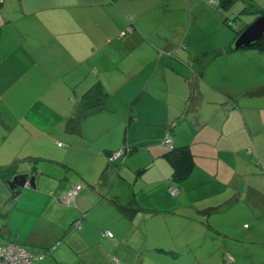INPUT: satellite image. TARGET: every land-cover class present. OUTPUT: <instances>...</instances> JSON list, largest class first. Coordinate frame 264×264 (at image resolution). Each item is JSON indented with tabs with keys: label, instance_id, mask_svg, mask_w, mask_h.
Here are the masks:
<instances>
[{
	"label": "crops",
	"instance_id": "0c3cea01",
	"mask_svg": "<svg viewBox=\"0 0 264 264\" xmlns=\"http://www.w3.org/2000/svg\"><path fill=\"white\" fill-rule=\"evenodd\" d=\"M108 2L124 4L119 0L0 2V128L13 130L8 125L12 118L22 124L20 133L11 138L0 133L2 243L17 242L34 253L45 252L38 261L35 258L37 264H223L227 251L233 264H263L250 262L253 258L247 260L235 247L264 246V81L260 72L252 74V59L262 58L264 51L232 50L234 35L225 33L220 46L205 52L200 63L191 65V70L181 68L188 76L173 73L181 77L179 86L166 76L167 69L174 70L168 62L162 65L163 74L152 73L140 81L144 71H157L146 67L154 60L139 56L135 68L126 64L125 69L117 48L108 60L128 78L123 84L116 78L112 85L119 87L114 89L105 78L98 80L109 93L103 105L86 111L81 121L71 110L64 124L61 120L55 124L56 113L49 116L50 111L40 110L45 106L44 87L62 82L65 89L63 79L71 70L79 75L88 66L108 69L102 46L140 40L127 34L120 40L102 37L103 7ZM142 2L155 12L170 13L177 6L186 13L188 8V0ZM200 9L212 13L216 24L221 14L217 9L210 5ZM188 11L192 20V9ZM170 33L152 37L150 48L160 45L175 54L167 60L181 59L187 33ZM247 74L251 83L233 85ZM66 80L68 90L74 80ZM131 82L135 87L143 84L139 100L144 102L128 107L127 95L133 89H123ZM185 83L188 90L179 97L178 88ZM146 87L155 95L145 97ZM123 92L128 93L124 102L109 104L113 95L117 100ZM101 111L113 122L127 124L124 144H110L113 135L93 122ZM146 129L154 130L155 136L149 137ZM167 136L174 147L187 146L194 157L189 176L180 182L172 179L165 156L168 148L162 140ZM124 147L129 148L124 156L108 160L112 151ZM65 154L79 157L81 167L66 161ZM19 172L34 175L35 187L20 188L10 198L6 181ZM76 183L85 186L62 209L60 196ZM76 220L80 228H72ZM38 230L40 240H32L30 235Z\"/></svg>",
	"mask_w": 264,
	"mask_h": 264
},
{
	"label": "rangeland",
	"instance_id": "374dc122",
	"mask_svg": "<svg viewBox=\"0 0 264 264\" xmlns=\"http://www.w3.org/2000/svg\"><path fill=\"white\" fill-rule=\"evenodd\" d=\"M119 1L120 2L124 1V4H120V3L118 4L120 8L118 7L116 2H108L103 7L104 14L102 13V24L105 25V28L102 27V37H105L106 35L108 36L112 35V38H118L120 40L121 36L127 34V36H131V37L135 36V38L140 39V40L122 42L121 44L116 42V43L110 44L109 47L107 46V48H106V45L102 46V54L104 55V65L108 67L106 71L101 70L99 67H96L94 65L90 66V68L88 66L87 69H85L83 73L79 75L74 73L71 70L70 73L64 76L65 79H63V81L65 82V89L62 86V82H56L54 86L44 87L43 93L41 94V98L45 106H43L40 110L50 111L48 112L49 116L56 113L59 116V120H57L55 124H57L58 121L60 120L64 124V119L70 114L71 110H72V115L75 118L78 117L79 120L81 121V118L83 117L84 112L86 113V111H89L88 109L86 110V107H83V106L84 104L87 105L88 102L91 101L92 99V97L84 99L83 94L87 90V88H89L90 86H92V89L98 92L102 85L101 82H98V80L102 79V77L108 81L109 88H112V89H114L115 86L119 87L117 84L115 86L112 85L114 82H116V78H118V81L119 82L121 81L122 84L126 82L128 78L126 77L125 79L126 73L122 72L120 69H116L115 67L116 65L114 64V62L108 60V54H110V51H114L117 48L121 49V52L123 54V60L119 64L122 63L125 69H127L126 64H132V67L135 68L136 65L140 63L137 60V57L139 56L143 57L147 55L148 59L154 60L153 65H149L148 62H146V67L148 68L153 67V69H156L157 71L154 72L151 70V71H148V73H145L144 71L143 74L139 76L140 81H144L145 76L146 75L148 76L152 73L163 74L162 65L165 64L166 62L171 63L172 64L171 68L174 70L170 71L167 69L168 73L171 76L170 75H166V76L168 78L175 80L177 82L176 85H178L181 77L177 75H173L174 72L175 73L180 72L182 74L184 72L185 76H188V73L184 69L183 70L181 69L182 67L185 66L187 69L191 70V65L194 64V66H196L197 63H200V61H202V59L204 58L205 52L211 53L213 52V49L216 48V46H220L221 41H223L225 38L224 37L225 33L227 34L228 37L232 36L233 38V35L235 37L236 32L237 30L240 29V27L242 26V23L244 22L250 23L254 19V16L255 17L257 16L255 13L250 12L252 10L251 8H249L250 4L252 5V7H257V8L258 7L262 8L264 6V0H257L259 3L254 0H234L232 5L229 6L230 10L226 12V9L228 7L222 8L221 0H215L214 3L211 2L210 0H188L187 2L188 8H187L186 13H184L182 10L179 11L180 9H183V7H177V6L170 13L169 12L165 13L164 11L155 12V11L150 10L151 7L146 6L147 3H143L142 0L141 1L119 0ZM176 5H179V4L176 3ZM195 5L197 6L193 9L192 7ZM201 5H206V6L210 5L211 7H213L214 9H217L221 13L219 14L220 16L216 20V24H215L216 17L213 16L212 13L210 12L202 11L200 9ZM190 8L192 9V14L194 15V18L192 20H191V16L189 15L190 12L188 11ZM164 13L165 15H163ZM226 18L227 20L228 19L230 20V23H228L229 25H226L225 23V21H227ZM219 20L223 24H225L224 27L220 25ZM134 24L136 26H134ZM121 29L123 30V32L120 31ZM178 31L182 32L180 34H183L184 31L187 33V38H186L187 43L184 42L185 44L184 46H181V51L179 52L181 53V55L179 56L181 59H176L177 61L175 59L167 60L168 58L167 56L174 58L175 54L169 51H165L164 48H162V46L160 45H156V48L154 47L152 49L150 48V45H153L150 42V39L152 37H158L159 35L169 34L170 32L176 33ZM155 41L159 42L160 39H155ZM248 48L252 50L257 49V48H252V47H246V48L244 47L243 50L247 51L249 50ZM183 51L186 52L185 54L186 58L182 56V54H184ZM189 53H191L190 54L191 57L189 56ZM191 58L193 59L195 58V59L193 60ZM252 60H253V63L255 62V66L253 67L255 71L252 72V74L260 72L261 74L259 78L261 79V82H263L264 81V56L260 59L254 58ZM89 64L91 63L89 62ZM210 69H213L212 65L209 66L208 70ZM139 70L141 71V69L137 67L135 69V72L138 73ZM71 78L74 81L71 83L70 89L67 90L66 88L67 80L66 79H71ZM136 78H134L133 80H135ZM209 78H214V77L210 76ZM204 79H206V77H204ZM252 81H253L252 77L247 74L244 77H239L233 85L238 86V85L245 84V83H251ZM229 83L230 81H226L224 84H229ZM180 85L181 84H179V86ZM130 87H132L133 90L131 91L129 95H127V97L130 100V103H128V107L130 106L131 103L142 104L144 101L143 100L140 101L139 99L141 96V92L143 91V84H139V86L135 87L134 85H132V82H131L130 84H127L124 86L123 91L127 90ZM184 88L186 90H184ZM184 88L183 89L178 88L177 95L179 97L184 96L186 91L188 90L186 83H185ZM144 93H145V97L147 96V94L155 95L147 87ZM154 93L159 94V96L160 94L163 95V93H159V92H154ZM125 94H128V93L123 92L121 94V98L117 100H115L117 95H113L109 104H120L124 102L123 99L126 96ZM34 97H35L34 94L31 92L32 102H35L36 100ZM109 104H107L105 108H107ZM145 105L147 107L149 106V104L147 105L146 103L144 104V106ZM32 107L33 105L30 106L29 110H31ZM101 113L102 111L95 115L96 117L93 119V122L96 123V125L99 126V128H102V131H105L106 129V134L113 135L111 136L110 144H113V143L121 144V145L124 144L123 138L127 137L128 135L127 134V131H128L127 124L125 125L124 122H119L120 120H116L113 122V120L109 119V117L102 116L103 114ZM117 114H120V112H117ZM132 115H134V113ZM127 117H125L126 120H127ZM138 124H140V122ZM8 125L11 128L14 127V129L7 131L6 127L1 126L0 133L8 134L9 138H11L16 133H20V128L22 127V124L18 123L17 120H15L14 118L10 119L8 121ZM60 125L61 124H59V126ZM142 125L145 126V123ZM137 127L138 126L136 124L132 125V128L134 130L138 129ZM145 132L151 138H153L156 134L154 130H150V129H146ZM168 132L171 134L172 130ZM129 136H131V134ZM130 140L131 142L134 141L133 136H131ZM138 141H140V138L138 139ZM143 141L147 142L148 138ZM163 146L165 150L166 148H168L165 145ZM28 148H31L33 150L36 147H28ZM121 149L122 148H119L118 150H121ZM117 156L122 157L124 156V154H122V152L119 151ZM64 158L71 165H74L77 168L81 167L79 157H76L73 154H69V155L65 154ZM76 184L81 185V190L85 186V185L83 186V184L81 183H76ZM76 184H74L72 187L76 186ZM10 198H11V195H10ZM72 202L73 201L64 202L62 209H65V205L68 206L72 204ZM0 205H1V199H0ZM24 207L29 210V205L25 204ZM1 222L5 224V221L1 220L0 226H1ZM40 235H42V232L40 230L33 231V233L30 235V238L32 240H40ZM3 240L4 238L0 236V243H2ZM31 247H37V246L31 245ZM235 249L237 253L242 254V256H244L247 260L253 258L252 260H250V262H253V261L257 263L264 262V246L235 247ZM35 258H36V261H38L36 256L32 257L33 261L35 262ZM226 258L227 256L225 255L224 261L226 260ZM113 261H116V258H114ZM180 261H183V260H180ZM223 264H226V263H223Z\"/></svg>",
	"mask_w": 264,
	"mask_h": 264
},
{
	"label": "trees",
	"instance_id": "16d2710c",
	"mask_svg": "<svg viewBox=\"0 0 264 264\" xmlns=\"http://www.w3.org/2000/svg\"><path fill=\"white\" fill-rule=\"evenodd\" d=\"M2 2V1H0ZM234 2V0H221V7L222 8H227L229 9V6L232 5V3ZM214 3V1H213ZM245 8V7H244ZM249 8H251L252 10L250 12H253L255 13L257 16L260 15V14H263L264 13V7H252V5L250 4L249 5ZM226 9V10H227ZM243 12V11H242ZM253 15V14H252ZM254 16V15H253ZM255 18V16H254ZM227 20V18H226ZM229 20V19H228ZM225 21L226 25H229L228 23H230V20L229 21ZM248 24V22H246V24L243 26L245 27L246 25ZM241 27L239 30H237L236 32V35L241 31V29L243 28ZM234 39V38H233ZM232 43V41H231ZM230 43V45H231ZM230 47V46H229ZM249 47H252V48H257V50H261V51H264V38L260 39L259 41H257L256 43L252 44L251 46ZM231 49V47H230ZM108 93L104 90L103 88V85L100 87L99 91L97 92L96 90L94 89H88L84 92L83 94V98L84 99H87L89 97H92L91 101H87L88 104L85 105L83 107H86V110H90L91 108H93L94 106H96L97 104H104L105 100H106V97H107ZM85 113V112H84ZM125 139V138H124ZM58 144L60 145L61 143L58 142ZM127 148L128 147H124L122 148L121 150H114L112 151L110 154H109V158L108 160L114 155V154H118L119 151H121L122 153L123 152H126L127 151ZM129 149V148H128ZM111 156V157H110ZM165 156L166 158L168 159V162L170 163L171 165V168H172V179L176 180L177 182H180L182 180H185L192 168L194 167V157L191 153V151L189 150V148L187 146H171V147H168V150L165 152ZM113 159V158H112ZM12 177V176H11ZM72 188V186L67 189L66 191L70 190ZM64 191L63 194L66 192ZM63 194L60 196L62 197ZM75 198V197H74ZM73 201V200H72ZM131 214V213H129ZM76 222V224H75ZM80 221L79 220H76L72 223V228H80ZM104 232V231H102ZM8 243H15V244H18V245H21L17 242H7V243H4V244H1L0 246H3V245H6ZM23 246V245H21ZM25 249H27V251L29 253H31L32 257L33 256H36L37 258H42L44 255H45V252H39V253H34L33 251H31L30 249L24 247ZM54 248V247H53ZM50 249V248H49ZM48 251V250H47ZM227 255H230L232 257V262L231 264H233V256L231 255V253L227 251L226 253V256ZM225 257V256H224ZM33 260V259H32ZM34 262V261H33ZM36 263V262H34ZM225 263V262H224Z\"/></svg>",
	"mask_w": 264,
	"mask_h": 264
},
{
	"label": "water",
	"instance_id": "95a60500",
	"mask_svg": "<svg viewBox=\"0 0 264 264\" xmlns=\"http://www.w3.org/2000/svg\"><path fill=\"white\" fill-rule=\"evenodd\" d=\"M262 38H264V13L256 16L243 27L234 37L230 47L232 50L249 47ZM6 183L11 191V198L16 197L20 193V188L24 186L35 187L34 175H29V172L16 173Z\"/></svg>",
	"mask_w": 264,
	"mask_h": 264
},
{
	"label": "built area",
	"instance_id": "2783aa9c",
	"mask_svg": "<svg viewBox=\"0 0 264 264\" xmlns=\"http://www.w3.org/2000/svg\"><path fill=\"white\" fill-rule=\"evenodd\" d=\"M210 1L213 2L214 0H210ZM162 143H164L167 147L172 146L171 138L168 136L162 140ZM116 156L117 154H114L111 158H114ZM80 191H81V185L76 184V186L72 187L70 190L66 191L63 194L62 200L64 202H71ZM169 192L170 194H175V189L170 188ZM107 233L110 234V232L108 231ZM224 262L226 264H231L232 257L230 255H227V258ZM0 264H37V263L33 262L31 253H29L27 249L24 248V246L15 243H8L6 245L0 246Z\"/></svg>",
	"mask_w": 264,
	"mask_h": 264
},
{
	"label": "flooded vegetation",
	"instance_id": "af4514ba",
	"mask_svg": "<svg viewBox=\"0 0 264 264\" xmlns=\"http://www.w3.org/2000/svg\"><path fill=\"white\" fill-rule=\"evenodd\" d=\"M15 175V174H14ZM30 177V176H29ZM24 187H29V186H24Z\"/></svg>",
	"mask_w": 264,
	"mask_h": 264
}]
</instances>
